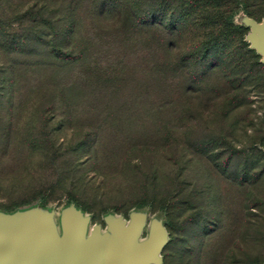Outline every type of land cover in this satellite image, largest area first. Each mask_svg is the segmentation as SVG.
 <instances>
[{
    "label": "rangeland",
    "instance_id": "rangeland-1",
    "mask_svg": "<svg viewBox=\"0 0 264 264\" xmlns=\"http://www.w3.org/2000/svg\"><path fill=\"white\" fill-rule=\"evenodd\" d=\"M46 1L51 10L40 0H0V220L8 230L60 250L68 217L85 221L84 244L96 231L99 243L117 237L114 221L128 228L134 221L135 246L157 250L145 264H264V157L251 149L256 132L242 133L247 162L262 171L253 185L238 161L227 167L223 159L210 161L204 146L190 149L139 70L123 87L101 82L111 63L106 49L97 50L99 76L90 59H54L50 48L64 42L55 24L63 0ZM77 1L76 38L85 42L93 34L91 1ZM233 21L248 29L245 39L264 63V17L239 9ZM97 52L88 48V58ZM250 99L253 116L262 117L264 87ZM253 191L259 208L252 207ZM202 212L209 214L207 230ZM29 218L26 229L20 220Z\"/></svg>",
    "mask_w": 264,
    "mask_h": 264
},
{
    "label": "trees",
    "instance_id": "trees-1",
    "mask_svg": "<svg viewBox=\"0 0 264 264\" xmlns=\"http://www.w3.org/2000/svg\"><path fill=\"white\" fill-rule=\"evenodd\" d=\"M66 1L57 4L55 24H60L64 45L50 48L54 59L63 63L90 59L99 76L104 63L97 50L106 49L111 63L106 66L108 76L100 73L101 82L115 80L123 87L139 70V76L153 85L157 109L171 110L169 126L184 132L183 141L192 151L204 146L210 161L223 159L230 167L236 160L246 173L249 170L253 185L261 180L262 171L254 172L257 165L247 162L242 133L256 132L251 149L264 157V115L253 116L250 104L252 91L264 87V63L245 39L248 29L236 24L233 16L244 9L261 21L264 0H90L93 34L85 42L76 38L82 27L80 3ZM40 3L43 9H52L46 0ZM88 48L98 56L88 58ZM187 193L191 191L182 193L183 199ZM250 199L252 207H260L258 192L253 191ZM202 215L200 224L207 230L209 214Z\"/></svg>",
    "mask_w": 264,
    "mask_h": 264
},
{
    "label": "water",
    "instance_id": "water-1",
    "mask_svg": "<svg viewBox=\"0 0 264 264\" xmlns=\"http://www.w3.org/2000/svg\"><path fill=\"white\" fill-rule=\"evenodd\" d=\"M31 219L20 221L27 224L26 229H30L28 226ZM68 221L69 233L62 248L57 250L48 239L41 241L19 231H9L10 225L1 219L0 264H145L156 257L155 247L135 246L137 223L134 221L131 228L126 227L121 220L114 221L117 237L106 235L99 243V234L96 231L86 244L85 221L70 217Z\"/></svg>",
    "mask_w": 264,
    "mask_h": 264
}]
</instances>
